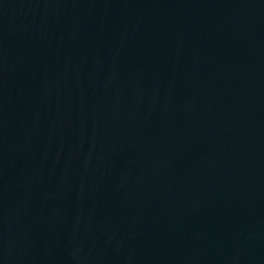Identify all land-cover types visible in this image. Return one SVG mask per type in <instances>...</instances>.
Segmentation results:
<instances>
[{"label":"water","instance_id":"water-1","mask_svg":"<svg viewBox=\"0 0 264 264\" xmlns=\"http://www.w3.org/2000/svg\"><path fill=\"white\" fill-rule=\"evenodd\" d=\"M0 264H264V0H0Z\"/></svg>","mask_w":264,"mask_h":264}]
</instances>
